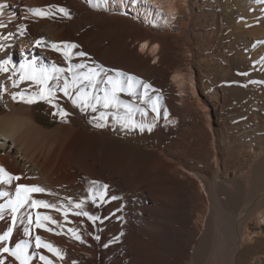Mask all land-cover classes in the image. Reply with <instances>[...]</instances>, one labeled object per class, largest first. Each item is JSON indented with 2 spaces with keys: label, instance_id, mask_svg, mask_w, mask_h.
<instances>
[{
  "label": "bare ground",
  "instance_id": "obj_1",
  "mask_svg": "<svg viewBox=\"0 0 264 264\" xmlns=\"http://www.w3.org/2000/svg\"><path fill=\"white\" fill-rule=\"evenodd\" d=\"M200 1L148 0L146 3L139 0L137 4H132L131 0H124L121 4L115 0L121 6L120 11L126 12L129 7L134 17L140 16V9L144 10L141 18L150 26L173 22L179 10L188 16L187 8L191 11L193 24L194 19L200 16L197 13ZM217 1L222 9V25L228 28L232 19L229 1ZM0 4L5 6L3 14H0V22L5 25L0 28V37L6 38L0 39V43L4 44L3 50H0V60L11 57L12 61L8 72H0V165L8 172L21 176L11 186L0 184V191L14 196L16 183L38 184L55 195L35 193V199L70 207L66 198L79 201L86 197L92 186L91 181H100L109 186L106 196L108 203L96 207L88 201L84 205L85 211L107 217L103 222L93 224L87 217L74 215L75 209L68 213L67 220L54 209H31L33 217L37 212L47 214L63 225L61 228L46 222L54 231L34 228L33 234L58 247L64 253V258L59 259L47 249L37 250L34 246L30 251L42 252L54 264H73L74 261L75 264L264 263V253L256 251L264 244V236L256 239L261 242L253 243V239L246 234L248 221L253 214L257 220H264V155H260L251 165V174L241 175L243 185L240 190L245 199L238 209L240 198L235 174L238 159L233 153L223 159L217 132L206 109L209 106L215 115L221 113L216 120L218 128H221L224 106L220 102L219 92L206 85L208 74H205L197 58L194 66L200 73L195 78L193 70L187 66V56L177 53L182 49L193 50L194 41L178 40L175 33L143 31L136 34L140 36L137 42L139 51L126 44L128 41L122 16H112L106 8H95L89 0H0ZM49 5L69 9L70 18L59 12L54 16L38 17L28 11L29 8H46ZM154 6L162 8L167 20L155 15ZM258 23L259 27L253 30L248 28L243 33H251L256 37L255 41L264 42V19H259ZM243 37H234L228 44H244ZM148 38L151 41H144ZM37 40L43 41L42 46L36 45ZM155 41L159 44H154ZM60 42L79 46L72 50L73 55L68 61L51 48L52 43ZM149 43V54L154 56V63L142 53ZM259 44L264 50V43ZM79 51L88 55H75ZM240 57L244 59L239 53ZM234 59H231L233 66ZM29 61H34L37 68L50 66L53 62L61 67L81 63L92 67L99 64L151 84L152 89L148 90L147 97L143 96L145 90L142 86L137 87L135 96L127 92L119 93L121 101L133 106L132 119L144 125V130L141 131L139 127L127 129L112 115L101 121L100 112L117 110L98 105L96 112L90 108L82 111L59 91L54 103L68 113L67 117H61L58 108L46 101L28 104L19 99L13 100L12 92L30 93L37 90L31 81H23L13 87L12 80L8 78L12 76L13 66L18 69L20 64ZM231 66L228 73L232 72ZM172 71H184L180 74V82L184 84L187 81V85L179 89L189 93L186 98L179 97L177 86L169 80ZM108 74L114 75L111 72ZM18 76L17 73L13 79H18ZM49 85L55 87V81H49ZM155 85L161 86L160 95H157L158 91L155 92L158 87ZM103 87L98 83L95 89L89 91L103 95ZM198 87L202 88L205 96L201 99ZM5 88L7 91H4ZM70 91L75 94L76 90ZM157 96L161 97L158 112H153L150 100ZM139 97L143 100L141 105L138 103ZM179 100L183 106L177 103ZM40 104L53 120L59 122L57 126L47 129L37 121L33 109ZM119 113L123 115L124 109H119ZM99 124L104 126L99 127ZM119 137L146 146L125 145ZM249 153L248 150L246 154ZM112 196L118 199L111 200ZM253 196H256L255 203L248 205L247 200ZM9 198L0 196V204ZM208 202L209 224L203 236L191 242L187 234L196 231L198 235L203 231ZM192 219L200 222H192ZM10 223L9 211L6 210L5 219L0 221V234ZM176 223L180 225L176 226ZM23 227L18 221L13 238L9 241L10 246L21 239H29L23 235ZM69 228L78 229L82 240H76L68 232ZM96 236L100 239H95ZM188 248H193V253ZM6 255L0 254V258ZM7 264L18 262L8 257ZM32 264L43 262L34 257Z\"/></svg>",
  "mask_w": 264,
  "mask_h": 264
},
{
  "label": "rangeland",
  "instance_id": "obj_2",
  "mask_svg": "<svg viewBox=\"0 0 264 264\" xmlns=\"http://www.w3.org/2000/svg\"><path fill=\"white\" fill-rule=\"evenodd\" d=\"M112 1L109 3L106 11L115 17L122 16L124 19L123 22L125 23L124 29L127 35L126 39L128 41L126 44H131L132 47L138 48L139 51L140 45H138L137 42L139 41L140 36H136V34L149 30H155L160 33L161 31L175 33L178 35V37H176L178 40L180 39L186 42L187 39H190L191 42L194 41V43H196L192 44L193 50L189 49L188 51H183L182 49L178 50L177 53L179 55L187 56V66L189 65V67H191L195 78H197L198 73H200L197 66H194V62L197 58V60L200 61L199 63L204 69L205 74L209 75H207L208 80L206 79V85L208 87L211 86V90L216 88L219 92L218 95L220 97V102L224 106L221 128H218L216 124V120L221 116V113L218 116L215 115L211 107L208 106L206 109L209 110L210 121L217 132L218 146L221 150L223 159L225 160L226 156L232 153L235 154L238 159V167L236 168L235 174L238 179L237 185L240 198L238 203L239 206L237 208L240 209L244 204L245 199L240 190L243 185V177L246 175L245 173L251 172L250 169H252V164L256 163L257 159H259L258 157L264 155V50L259 44L260 41H255L256 37L251 33H243L248 28L253 30L256 27H259L258 20H261V18L264 19V2H261V0H227L230 4L229 12L232 14L231 22L227 28V26L225 27V25H222V9L217 0H201L198 4L199 10L196 9L200 16L194 19L193 24H191V11L187 8L186 13L188 16L184 15L179 10V13L176 15L173 22L164 25L162 24L161 26L159 24L150 26L148 22L144 21L141 18L144 10L140 9V11H142L140 16L138 15L137 17H134V13L132 14L133 11L130 10L129 7H127L128 9L126 8V12H122L120 11L121 6L119 3L115 2V0ZM242 36H244V44H228L231 39H234V37L242 39ZM136 37H138V39H136ZM144 41H151V39L148 38ZM154 44H159V42L155 41ZM187 47L188 44H186V48ZM234 50L235 52H233ZM142 53L150 58L151 63H154V56L150 55L149 52ZM239 53L244 56L245 60L241 57L239 58ZM158 57L160 58L159 54ZM231 57L236 59H234L235 66H233L234 64L231 62ZM238 62H242L241 68L243 69L240 68V63ZM230 66L232 67L233 74L232 72L228 73L227 71ZM249 67L251 69H249ZM237 69L240 70L237 72ZM239 71L241 72L239 73ZM182 73H184V71L170 72L169 80L177 86L179 97L186 98L189 93L179 89V87L185 88L187 85V81H185L184 84L180 82V79L182 78L180 74L182 75ZM241 73H247V75H241ZM140 76L143 79H148L145 75ZM156 86L158 87L155 92L158 90V94H156L160 95L161 86L155 85V87ZM200 86L202 87V83H200ZM201 87H198V95L200 99L205 97ZM138 99V103L141 105L143 100L141 97ZM177 103L181 104V106L184 105L180 100L179 102L177 101ZM33 113L35 114L37 121L47 129H51L59 123L57 120H53L50 114L44 111L41 104L33 109ZM119 139L120 142L125 145L146 146L126 137H119ZM248 150L250 151V155L246 154ZM252 151L253 153H251ZM221 165L224 167V162H222ZM204 194L208 196L206 191H204ZM255 198L256 196L249 198V201L247 200L248 205L251 203L254 204L256 201ZM209 218L210 203L208 202L205 214L206 223L204 224L203 231L198 235L196 231L187 234V237L191 242L199 240L203 236V233L209 224ZM195 221L198 223L200 222L198 219H192V222ZM248 223L249 226L246 234L253 239V243L261 242V240L256 241V239L264 236L262 230L264 220H257L255 214H253ZM175 225L179 226L180 224L176 223ZM193 245L194 243H192V246ZM188 250L190 253H193L194 251L193 248H188ZM256 251L260 254L264 253V244H261V247L256 248ZM263 256L264 255L262 254V257Z\"/></svg>",
  "mask_w": 264,
  "mask_h": 264
},
{
  "label": "snow or ice",
  "instance_id": "obj_3",
  "mask_svg": "<svg viewBox=\"0 0 264 264\" xmlns=\"http://www.w3.org/2000/svg\"><path fill=\"white\" fill-rule=\"evenodd\" d=\"M92 6L95 8H107L109 5V0H89ZM132 4H137L139 0H131ZM147 3L148 0H145ZM264 2V0H261ZM119 3L123 4L124 0H119ZM4 4H0V14H3ZM155 7V15L167 20L162 8L159 6ZM28 11L38 17H49L54 16L57 12L63 14L65 17L70 18V11L67 8L60 7L59 5H49L46 8H29ZM174 18V16H173ZM5 27V25L0 22V28ZM0 39H6L0 37ZM264 43V42H260ZM43 41L37 40L36 45L42 46ZM79 46L75 43L60 42L52 43L51 48L63 55L65 61L71 59L73 55L72 50L78 48ZM4 44L0 43V50H3ZM75 55L80 57H86L88 54L84 51L76 52ZM12 63L11 57L7 59L0 60V72H8V66ZM87 69L86 71H79L81 69ZM114 73V75L108 73ZM19 74L18 79H13V76ZM103 74V75H102ZM241 75H247V73H241ZM12 80L13 87L18 86L20 82L31 81L37 86V90L26 93L12 92L11 97L13 100H21L28 104L35 103L37 101H46L49 104H53L58 108L61 117H67L68 113L60 108L58 104H55L57 99V91L62 92L66 97L71 99L73 105H78L81 110L92 109L96 112L97 106L100 105L104 109H116L115 112L102 111L99 114V120L104 121L109 115H112L119 123H121L125 128H136L139 127L141 131L144 130V125L137 124L133 119L132 115L134 108L131 104L121 101L119 98V93L127 92L130 95H136L137 87L142 86L145 90L143 93L144 97L148 96V90L152 89V85L142 81L139 77L129 75L118 69H106L103 65L95 64L92 67L87 66L85 63L81 64H69L67 67H61L56 63H52L50 66L36 67L34 61H29L20 64L19 68L13 66L12 76L8 77ZM49 81H55V87L49 85ZM103 84L104 87L101 89L103 95H96L89 89H95L97 84ZM32 84L29 85L31 87ZM70 89H75V94H73ZM4 91H7L5 88ZM158 91V90H157ZM161 99L157 96L150 100L152 111L158 112V101ZM124 109V114L119 113V109ZM140 111H144L140 109ZM146 114V113H145ZM99 127H103V124H99ZM151 130V126H149ZM21 176L12 174L8 172L2 165H0V184L12 185L14 181H19ZM92 185L88 189V195L81 198L79 201H73L71 197L66 198L69 205L63 203H49L46 200L35 199L33 194L35 193H47L49 195H55L51 193L50 190L38 185V184H15L14 196H10L7 191H0V196L10 197L5 203L0 204V221L5 219V211H9L10 225L7 227L2 234H0V254H7L3 258H0V264H7L8 257H11L18 264H32L33 258L38 257L43 264H54V261L42 252L30 251V248L34 246L35 249H47L48 252L53 253L59 259L64 258V253L55 247L52 243L45 241L40 235H34V228H44L45 230L52 232L53 228L48 227L46 222H50L53 225H58L61 228L63 225H59V222L52 218V216L47 214H41L37 212L35 217L31 209L35 208H49L54 209L64 216L67 220L68 213L74 211L76 216L87 217L89 221L95 224L97 221L103 222V219L107 217H101L100 215H94L88 211L84 210V205L90 201L94 206L100 207L101 205L108 203L106 196L108 194L109 186L107 184H102L100 181H91ZM118 199L115 196L111 197V200ZM123 206H121L122 209ZM121 209H117L120 211ZM23 210V213L21 212ZM23 224V235L29 237V239H21L15 243L14 246H10L9 241L13 238L14 230L17 227V223ZM68 232L76 240H82L79 235V230L74 228H69ZM59 234V233H57ZM123 235V233H121ZM95 239L99 240L100 237L96 236ZM107 247V245H105ZM75 264V261L73 262Z\"/></svg>",
  "mask_w": 264,
  "mask_h": 264
},
{
  "label": "water",
  "instance_id": "obj_4",
  "mask_svg": "<svg viewBox=\"0 0 264 264\" xmlns=\"http://www.w3.org/2000/svg\"><path fill=\"white\" fill-rule=\"evenodd\" d=\"M149 48H150V43H149V45H148L146 51H144V52H149ZM262 230H263V232H264V226H262Z\"/></svg>",
  "mask_w": 264,
  "mask_h": 264
}]
</instances>
